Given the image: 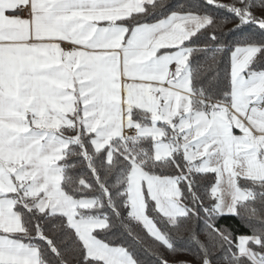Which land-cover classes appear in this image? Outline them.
Returning a JSON list of instances; mask_svg holds the SVG:
<instances>
[{
  "label": "snow or ice",
  "instance_id": "obj_1",
  "mask_svg": "<svg viewBox=\"0 0 264 264\" xmlns=\"http://www.w3.org/2000/svg\"><path fill=\"white\" fill-rule=\"evenodd\" d=\"M0 264H264V0H0Z\"/></svg>",
  "mask_w": 264,
  "mask_h": 264
},
{
  "label": "trees",
  "instance_id": "obj_2",
  "mask_svg": "<svg viewBox=\"0 0 264 264\" xmlns=\"http://www.w3.org/2000/svg\"><path fill=\"white\" fill-rule=\"evenodd\" d=\"M232 25L231 24H228L225 28H224V31L227 32L229 28H231Z\"/></svg>",
  "mask_w": 264,
  "mask_h": 264
}]
</instances>
